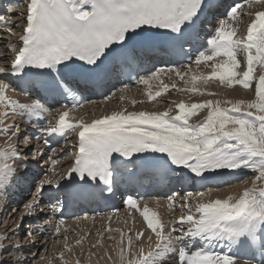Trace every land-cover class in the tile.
<instances>
[{
	"label": "snow or ice",
	"instance_id": "6c2138e0",
	"mask_svg": "<svg viewBox=\"0 0 264 264\" xmlns=\"http://www.w3.org/2000/svg\"><path fill=\"white\" fill-rule=\"evenodd\" d=\"M218 7L214 0H27L26 15L17 24L13 23L12 8L0 14V30L11 33L19 23L24 24L17 42L7 43L13 58L10 64L0 66V77L24 80L31 74L25 87L39 97L30 103L21 102L15 95L17 87L0 78V136L7 144L0 150V201L5 200L8 187L19 174L17 165L22 169L28 166L29 155L37 163L43 160L46 168L44 176L33 183L19 222L11 231L0 234V264H53L46 255L37 260L38 251H32L37 230L43 233L47 229L50 237L61 243L64 200L54 196L43 205L46 188L60 192L63 182L79 180L96 187L103 185L100 195L105 190L111 194L118 169L130 166L133 172L139 167L161 177L187 170L191 178L202 181L242 169L256 175L251 187L223 199L212 198L211 188L183 195L172 191L166 196L167 208L179 209L180 214L167 220L147 204L141 210L131 195L125 197V206L142 217L141 230L131 234L129 228L126 234L116 229L120 238L113 250L115 258L107 252L102 258L111 264H166L169 258L172 264H264V0H243V6L235 2L225 5L223 12L216 11ZM214 11L217 22L207 47L198 50L193 61L189 56L192 49H186L185 44L198 39L202 18ZM160 52L171 57L188 56L189 64L156 67L140 76L138 84L161 81L160 91L147 93L149 101L168 90L162 76L189 83L185 77L191 72V63L208 66L209 61L210 77L193 75L188 91L203 95L196 81L207 83L211 78L228 88L235 84L245 90L254 83V98L234 102L210 99L191 105L181 101L175 105V115L171 108L159 113L121 109L90 123L70 118L69 114L84 103L70 82L83 80L92 86L107 80L118 82L120 72L138 67L137 53ZM238 55L243 58L238 59ZM128 87L124 84L115 89L113 85L104 100L119 91L123 101ZM171 87H176L175 81ZM49 92L71 103L53 109L56 101L49 105L45 99ZM202 109L207 110L206 116L190 123V117ZM34 120L44 123L37 133H27L24 125ZM68 132L75 133L77 139L71 140ZM53 136L62 137L64 147H52ZM34 140H42L50 148L52 154L47 159L39 143L32 147ZM73 148L67 171L61 174L57 165ZM58 152L65 156H58ZM155 203L159 206V201ZM17 211L12 209V214ZM46 211L59 218L55 222L44 218ZM26 217H34L37 223L29 225L21 241L19 233ZM82 239H76L75 245H81ZM62 244L65 250L73 251L67 235H63ZM91 255L95 253L89 260ZM58 259L68 264L64 251ZM75 264L81 261L77 259Z\"/></svg>",
	"mask_w": 264,
	"mask_h": 264
},
{
	"label": "bare ground",
	"instance_id": "6f19581e",
	"mask_svg": "<svg viewBox=\"0 0 264 264\" xmlns=\"http://www.w3.org/2000/svg\"><path fill=\"white\" fill-rule=\"evenodd\" d=\"M231 2L232 3L230 5L235 3L236 0H231ZM227 4H228L227 2H219L218 5H219V7L222 6L223 7V11H225L224 6L227 5ZM242 6H243V0H242ZM18 9H20L21 12H24L26 10V4L20 5L18 7ZM219 10H220L219 12H221L222 8H219ZM6 12L7 11L3 10V11H0V14H6ZM14 12H15V9L13 10V13ZM25 15H26V11L24 13V16ZM23 17H21V20L23 19ZM244 20L246 21L247 17H244ZM13 23L14 24L16 23L15 17H13ZM21 25L22 26H21V28L19 30V35L22 34V29L24 27L23 23H21ZM6 32H8L7 29H2V30H0V35L1 36H2V34L5 35ZM19 35L17 37H10V38H6V39H2V41H0V51L4 52V56L0 57V66H3L4 62L6 63L5 58L8 55H11V58H13V53L11 52L10 49L7 48V43L8 42L16 43L17 40H18ZM208 37H209V35H208ZM216 59H220V58H216ZM150 62H151V64H153V61H150ZM6 64H10V61L7 62ZM207 64H208V62H207ZM210 65L208 67H210ZM190 66H191V72L189 73L188 76L185 77V80L189 81V85H191V77L193 75H196V76H209L210 77V73H209L210 70L208 71V73H202L201 74V72L199 70H197L198 66H196L194 62L191 63ZM182 69H184V68H182ZM210 69H211V67H210ZM257 72L259 73V70H257ZM162 77H166L167 81H164L163 83L168 84L169 87L172 85L173 81H175L176 86H177V83H179V81H181L178 77H173V79H171V80L167 76H162ZM0 78L4 79L5 77L2 76ZM159 82L160 81H154V82H150V83L155 85V84H157ZM182 82H183V80H182ZM198 82H202V81L201 80H197L196 81V85H197ZM207 83H209V86L212 87L213 89H215L216 92H218L219 90L222 91L223 87H225V85H221L218 80L211 79V78L208 80ZM157 85H160V84H157ZM117 87L118 86H116L114 88L117 89ZM252 87H254V84H253ZM119 88H121V87H118V89ZM176 88L179 89V86H177ZM131 89L132 88H130V89L128 88L127 90H131ZM251 89H253V88H251ZM111 90H112V88L110 89V91ZM127 90L123 93V95L127 92ZM253 91H254V89H253ZM148 92L149 91H144V93H141V94H143L142 96H145V97L148 98V96H147ZM132 95L135 96V98H134V102H135V100L137 98L136 95H138L135 92H134V94H131V93L128 92V96H126L125 99L123 101H121L120 100L121 93L119 91H116V95L111 97V99L107 100V103H108V101L117 100L116 105L113 106V108H111L110 111L112 112V111H117V110H121V109H125L127 111H131V110H129L131 105H128L127 102H132L131 101ZM155 99L157 100V97ZM213 100H216V99H213ZM217 100H221V99L218 98ZM100 105H101V103L98 104L97 109L101 108V112H102V110L105 107H104V104L102 106H100ZM223 106L227 107L229 105H223ZM91 108L94 109L93 108V104L91 105ZM140 109H143V108H139V110H136V111H142ZM166 110H167V108H166ZM143 111H145V110H143ZM111 112L108 113V114H111ZM203 113L206 115L207 114V110L204 109ZM73 114L74 113H71V114H69V116L71 118H75V116H73ZM76 119H80V118H76ZM92 119H97V118L96 117L88 118V120H92ZM88 120H86V121H88ZM84 121H85V119H84ZM27 133H29V132L27 131ZM0 148H2V149H6L7 148V144H6L5 138L3 136H0ZM71 150L68 151L67 153L70 154ZM58 155H60V153ZM47 156H49V155H47ZM26 160L28 162H33L30 157L26 158ZM68 162L69 161H65L64 160V161H61L60 164L57 165V167H59L61 169V174L67 171ZM9 163H12V161H9ZM25 170H27L26 172H28V173L30 172L29 174L32 176L31 177V181H30V179H28L29 182H32L33 178H35V179L38 178V176H34L35 173L31 172V170L30 171H29V169H25ZM242 170H239L236 173H232V175L235 176L236 174L241 173ZM244 170L249 171L250 174L255 173L254 171H252L250 169H244ZM17 172L19 174H18L17 178L13 181V183H17L16 181H19L20 176L22 177L24 175L23 169L20 168L18 165H17ZM49 175H51V173H49ZM28 181L22 186V189H21L22 192L27 193V194H28L29 189H30L29 188L30 184L28 183ZM36 181H34V182H36ZM243 188H244V186L242 187L241 184L239 185L238 183H236L235 186H231L230 189L227 190V191H220V192H216V193H211V197L212 198H221V199H223V198H226L228 195L239 193ZM188 191H190V190H186V191H183V192L186 193ZM191 192H193V191L191 190ZM184 193H182L181 195H183ZM26 199H27V197L24 198L21 195V197H19V199L16 202V204L12 205L11 209L7 213V216L5 217V224L0 226V234L4 233L5 231H11L10 228H13L15 226L14 223L12 222L13 219H14L13 218L14 215L12 214V209H18L19 212L18 211L17 212L20 215V211L23 209V203L26 201ZM205 199H207V197H205ZM156 201H159V206H157V204L155 203ZM160 202H161L160 200L155 199V198L146 199L145 203L142 205V208L145 206V204H147V206L152 211L157 212L158 215L164 220H167L170 217H172L171 216L172 214L175 215L176 211H178V213L180 214L179 209H176L175 211H169L168 208H167V204H165L164 202H161V203ZM129 212H131V215H129ZM50 214H52V213H50ZM50 214H48V215H50ZM79 214L80 215H78L77 220L81 221L80 223L72 224V225L65 224V225L62 226V235L59 238L61 240V243L58 244V243H56V241L52 242L51 246H50L51 248L47 244L45 246V243L43 245H35V247L32 249V251H38V254H39L41 249H42V253H43L44 250H46V252L41 254V255H46L49 259H51L53 261V264H61L60 260L58 258H56V256L61 251H64V260L67 261L68 264H75V261L77 259H79L81 261V264L82 263L83 264H111L110 261H107L105 258H102V257H104L105 252H107L108 254L113 255V257L115 258V253H114L113 250L116 248V244H117V242L119 241V238H120V233L117 232L116 229H121L126 234H129L128 233V229L131 228L133 230L132 234H134L136 231L141 230V226H142L141 216L139 215V212H138V214H136V210L135 209H131V210L125 209L124 211H121L117 216H101V217H97V218L96 217L93 218V217H91L89 215H82L81 213H79ZM179 214L176 217H178ZM25 220H26V222L28 224H31V225H33L35 223V218L34 217H26ZM10 223H12V224L10 225ZM65 228L66 229L69 228L71 231L68 230V232L65 233V232H63V229H65ZM23 230L25 231L26 228H24ZM24 231H22V233ZM63 235H67L68 236V243H69L70 246H73V251L72 252H69V251H67V250H65L63 248V244H62ZM23 236H24V233L19 237V239L22 240ZM109 236H112L115 239H109L108 238ZM81 237H83L81 245H79V246L75 245V240L79 239ZM144 243L147 244L146 236L144 238ZM93 245H95V247H92ZM197 246H200V245L198 244ZM48 248H50V249H48ZM48 250L50 251L49 254H47ZM217 250H219V249H217ZM91 253H95V255H91V259L89 260V257H90ZM53 255H54L55 258H53ZM4 257L5 258H9L7 256H4ZM39 258H38V260H39ZM166 264H172V259L169 258V260L166 261Z\"/></svg>",
	"mask_w": 264,
	"mask_h": 264
},
{
	"label": "rangeland",
	"instance_id": "374dc122",
	"mask_svg": "<svg viewBox=\"0 0 264 264\" xmlns=\"http://www.w3.org/2000/svg\"><path fill=\"white\" fill-rule=\"evenodd\" d=\"M23 3H25V1H23L22 4ZM16 9L20 11V9H18V7ZM21 15H22L21 12L20 13L19 12L15 13V15L13 16V17H15V20H16L15 24H17V22H20V20H21L20 18L22 17ZM21 26H22L21 23H19L18 27H14L12 29L11 33L6 32L7 35L5 33H4L5 35L2 34V36L0 37V41H2V39H6V38H10V37H16L19 34V30H20ZM7 57L5 58L6 62L10 61L11 55H8ZM242 58L240 57L239 59H242ZM197 70H199L201 72V74H202V73H208V71L210 69L208 68V66H205V64H201V66L198 67ZM255 75H258V72H256ZM163 79H164V81H167L166 77H163ZM159 84L160 85H156L155 87H152V86L150 87V88H152L151 89L152 93L154 92L153 94H155V92H157V91H160V89L162 87V84L161 83H159ZM177 86H179V89L176 88ZM177 86L175 87L176 89L173 88V87L171 88V86H170L168 88L167 92H165V93L162 92L161 95L159 97H157V100H151V101L147 100L148 98L145 97V96H142L143 94H141L143 91L147 90L146 88L149 87V85H143L142 84V86H138V87L132 88L130 93L131 94H134V92L137 93L138 95H136L137 96L136 99H140V102H142V103H140L138 100H135L137 108L150 109L153 112H157V113L163 112L164 110H166V108L167 109L171 108L172 109V112H171L172 115H175V113L177 111L175 105L177 103L181 102V101H183L186 105H191L193 103H201L203 101L210 100V99L211 100H213V99L217 100L218 98L221 99L220 101H222V102H224V101H233L234 102L235 100H238V99H243V100L247 101V100H250V99L254 98V91H253L254 87H252L253 89L245 90L242 87H240L239 85H235V84L233 85L232 88H228V87L225 86V87H223L222 91L219 90L218 92H216L215 89H213L212 87L209 86V83H204L203 81L202 82H198L196 86L203 90V92H204L203 95L200 94V93H193L191 91H188L187 89L190 88L191 85H189V83L185 84L184 80H183V82H182V80L179 81V83H177ZM180 89H184V90L180 91ZM209 93H212V95H209ZM134 98H135V96H134ZM116 103H117L116 100H113L112 102L108 101V103H107L108 106L105 108V111L111 112L110 111L111 108H113V106H115ZM93 108L94 109H92V108L83 109V111H81V113L77 114L76 118H80V119L84 120V119H87V117H89V118L90 117H96L94 115H97L98 112L100 114L101 109H99V108L97 109L96 106H94ZM129 110H131V107H130ZM203 110L204 109L198 111L193 116H191L190 119H189V122L190 123L191 122L192 123H196V122L200 121L201 119H203V116L205 115L203 113ZM44 158L46 159L47 157L44 156ZM38 166H39V168H38ZM38 166H36L37 169H38V172L41 169L40 176L38 177V179H39V178H42L44 176V174L46 172V168L44 166V161L43 160H41L39 162ZM255 175H256V173L247 175L242 180L241 186L242 187L243 186L244 187H251V180L254 178ZM34 176H37V175L34 174ZM31 190H32V187H31ZM31 190H30V193H31ZM217 192H220V191H217ZM30 193L28 195H26L27 198L30 196ZM13 218L15 219V221H17V218H15V216Z\"/></svg>",
	"mask_w": 264,
	"mask_h": 264
}]
</instances>
